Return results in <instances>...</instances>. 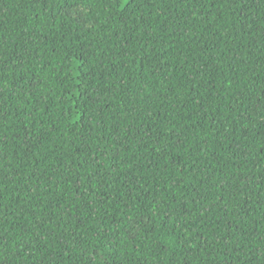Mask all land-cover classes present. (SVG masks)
<instances>
[{
  "label": "trees",
  "instance_id": "obj_1",
  "mask_svg": "<svg viewBox=\"0 0 264 264\" xmlns=\"http://www.w3.org/2000/svg\"><path fill=\"white\" fill-rule=\"evenodd\" d=\"M0 264H264V0H0Z\"/></svg>",
  "mask_w": 264,
  "mask_h": 264
}]
</instances>
